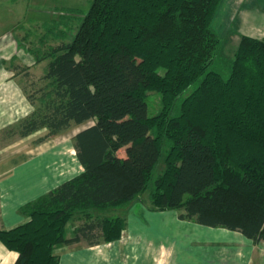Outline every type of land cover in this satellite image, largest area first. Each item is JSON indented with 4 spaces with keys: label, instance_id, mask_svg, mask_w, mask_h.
I'll use <instances>...</instances> for the list:
<instances>
[{
    "label": "trees",
    "instance_id": "1",
    "mask_svg": "<svg viewBox=\"0 0 264 264\" xmlns=\"http://www.w3.org/2000/svg\"><path fill=\"white\" fill-rule=\"evenodd\" d=\"M221 1L92 0L86 13L64 8L43 24L45 49L33 53L47 61L46 85L7 131L47 129L41 143L84 126L73 138L83 171L27 204L28 221L0 230L14 264H59V245L120 239L125 219L100 213L133 203L152 181L156 208L264 241V39L240 35L230 74L211 70L224 43L213 27ZM150 91L161 94L153 116Z\"/></svg>",
    "mask_w": 264,
    "mask_h": 264
},
{
    "label": "crops",
    "instance_id": "2",
    "mask_svg": "<svg viewBox=\"0 0 264 264\" xmlns=\"http://www.w3.org/2000/svg\"><path fill=\"white\" fill-rule=\"evenodd\" d=\"M253 5L248 2L242 5L244 14L239 17V23L246 24L251 20L249 23L253 25L245 26L243 35L264 39V7ZM237 7L235 0L234 8L238 14V10L243 9L241 6L239 9ZM229 10L231 13V5ZM250 10L253 12H249ZM248 12L252 16H247ZM1 62L2 60L0 90L8 88L16 90L18 86L14 80L10 79L6 83L1 81V75L7 72L1 66ZM11 83L14 84L9 86ZM6 92L12 96L8 90ZM9 96L3 100L0 98V104L2 101L9 104L13 100ZM11 116L10 109L4 111L0 107V128L4 123L9 124L12 121ZM44 143L46 142L41 144ZM69 147L73 150L66 155L65 151L59 152L60 146L47 145L31 160L21 162L10 155V152H2V148L0 149V230H9L28 221L29 216L24 211L27 204L83 171V166L76 157L74 139ZM51 154L67 162L56 159L41 164L43 167L36 162L37 159L41 161L43 157ZM33 162L37 163L40 171L34 175L29 172L32 176L28 177L25 174L26 169L22 167ZM20 168L25 175L23 183L22 178L17 179L13 174L14 170L18 171ZM135 207L133 206L126 214L127 225L121 239L111 242L101 240L95 245H89L86 240L70 245H59L54 250L59 264H264V241L253 242L239 231L209 227L194 220L184 222L185 220L179 217L180 214L177 216L178 222L186 223L187 226L177 228L169 225L175 220L169 217L170 211ZM78 222L82 223L80 220ZM79 224L74 225V230ZM72 236L73 234L68 237ZM17 257L16 251L0 242V264H14Z\"/></svg>",
    "mask_w": 264,
    "mask_h": 264
},
{
    "label": "rangeland",
    "instance_id": "3",
    "mask_svg": "<svg viewBox=\"0 0 264 264\" xmlns=\"http://www.w3.org/2000/svg\"><path fill=\"white\" fill-rule=\"evenodd\" d=\"M232 2V3H231ZM248 2L253 3L256 7H264V0H236L238 9L242 5ZM92 0H0V60L1 66L5 68L6 73L1 75V81L5 83L12 79L18 86L15 88H8L0 90V98L3 100L7 98V90L12 94V101L9 104H0V107L5 111L10 109L12 113V121L7 124L4 123L0 128V149L2 152L11 153L13 157H16L18 161L31 160L34 158L36 153H41L42 148L47 145L60 146L59 152H66V155L71 153L72 147L71 142L73 136L82 129V125L73 124L69 129L55 135L48 137L44 144L38 143V139L47 134V129L39 130L38 132L31 134L27 137H21L19 134H8L7 130L11 128L17 129L18 124L30 116L35 107L29 100V94L36 92L35 90L46 85V81L42 80V76L45 74L47 61L36 63V57L33 50L37 48L45 47L40 46V38L44 35V28L42 27L45 22L52 21V19L59 20V15H62L64 8H79L86 13ZM235 0H222L217 8L216 16L213 21V27L219 33L222 40H224L222 51L219 56H216L215 62L211 65L210 69L221 73L227 77L230 74L231 59L237 48L240 40V35L245 32V26L253 25L245 21L246 24L239 23V17H241L244 11L239 9L238 14L234 8ZM231 5V13L229 7ZM264 9V8H263ZM249 12H253L250 10ZM247 13L249 16L250 13ZM237 14V15H236ZM240 14V15H239ZM235 15L233 18L232 16ZM252 16V15H250ZM75 28L79 25V21L74 20L72 22ZM243 25V26H242ZM77 29V28H76ZM57 41H52L51 44H57ZM42 45V44H41ZM14 83H11V86ZM38 97L39 94L36 93ZM39 102H37L38 104ZM148 103V114L150 116L156 115L161 109V94L158 91H150L147 96ZM177 109V108H176ZM16 113V114H15ZM176 113V111H175ZM10 120V119H9ZM7 149V150H6ZM58 152V150H55ZM73 153V152H72ZM6 153H1L5 155ZM59 160V158L53 157V155H46L41 161L37 159L39 166L45 162L49 163L52 160ZM49 161V162H48ZM60 162H67L64 159H60ZM35 162V161H34ZM22 167L26 169L25 174L32 176L37 173V163ZM43 167V166H41ZM20 168L18 171L14 170V176L16 178H22L23 183V169ZM164 168V160L158 166L155 172V178L161 173ZM28 169H30L28 171ZM31 172V174L29 173ZM18 173V174H17ZM153 188V181L149 188L143 191L139 197L131 204L124 207L111 209L108 211L101 212V216H122L127 221L126 214L128 210L133 206L145 207L159 211H170L169 217L174 218L173 222L169 223L170 226H177V228H185L186 223L178 222L177 216L182 213L180 209H158L156 208L150 199V191ZM135 207V208H136ZM177 219V220H176ZM82 221L81 218H73L70 220L66 227V235L71 236L74 230V225L79 224ZM151 221V219L149 218ZM191 221L193 219H183ZM127 225V224H126ZM126 225L124 230L126 229ZM123 230V232H124ZM152 230V229H151ZM168 231V228L166 227ZM123 235V233H122ZM169 235V233L167 234ZM122 237V236H121ZM121 239V238H120ZM119 240V239H118Z\"/></svg>",
    "mask_w": 264,
    "mask_h": 264
}]
</instances>
